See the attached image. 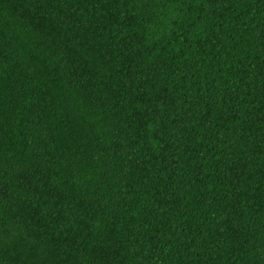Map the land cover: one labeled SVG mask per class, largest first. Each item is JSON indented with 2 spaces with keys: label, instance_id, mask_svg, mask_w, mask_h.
<instances>
[{
  "label": "trees",
  "instance_id": "trees-1",
  "mask_svg": "<svg viewBox=\"0 0 264 264\" xmlns=\"http://www.w3.org/2000/svg\"><path fill=\"white\" fill-rule=\"evenodd\" d=\"M0 264H264V0H0Z\"/></svg>",
  "mask_w": 264,
  "mask_h": 264
}]
</instances>
